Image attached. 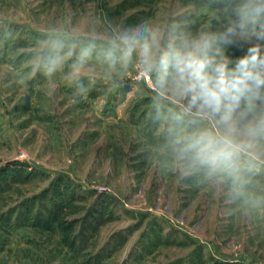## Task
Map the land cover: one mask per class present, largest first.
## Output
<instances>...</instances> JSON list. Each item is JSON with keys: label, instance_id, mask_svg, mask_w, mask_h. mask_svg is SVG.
<instances>
[{"label": "rangeland", "instance_id": "374dc122", "mask_svg": "<svg viewBox=\"0 0 264 264\" xmlns=\"http://www.w3.org/2000/svg\"><path fill=\"white\" fill-rule=\"evenodd\" d=\"M200 3L179 0L194 27ZM170 6L177 0H0V264H264V206L175 169L160 151L150 83L130 69L113 90L96 68L77 96L67 66L33 70L54 27L135 24ZM262 186L258 175L249 191Z\"/></svg>", "mask_w": 264, "mask_h": 264}, {"label": "clouds", "instance_id": "9594fccd", "mask_svg": "<svg viewBox=\"0 0 264 264\" xmlns=\"http://www.w3.org/2000/svg\"><path fill=\"white\" fill-rule=\"evenodd\" d=\"M181 7L177 0L135 24L92 21L83 33L54 27L37 42L33 70L52 77L67 66L77 96L88 93L96 68L113 90L134 70L138 83L151 84L160 151L175 169L264 206V186L249 191L264 175V0H201L197 27Z\"/></svg>", "mask_w": 264, "mask_h": 264}, {"label": "trees", "instance_id": "16d2710c", "mask_svg": "<svg viewBox=\"0 0 264 264\" xmlns=\"http://www.w3.org/2000/svg\"><path fill=\"white\" fill-rule=\"evenodd\" d=\"M6 168H4L5 170ZM215 264H241L239 261H230V260H227V261H223V260H218L215 262Z\"/></svg>", "mask_w": 264, "mask_h": 264}]
</instances>
